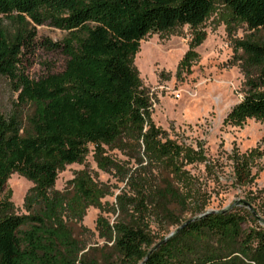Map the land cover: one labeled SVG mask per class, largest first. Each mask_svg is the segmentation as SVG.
<instances>
[{"label":"trees","instance_id":"1","mask_svg":"<svg viewBox=\"0 0 264 264\" xmlns=\"http://www.w3.org/2000/svg\"><path fill=\"white\" fill-rule=\"evenodd\" d=\"M220 2L230 20L250 29L264 28V0ZM214 4L215 0H0V76L16 92L11 108L0 111V264H264V217L259 209L249 200L223 210H203L193 177L181 166L183 160L190 163L204 155L155 125L150 91L133 64L146 35L187 25L193 37L177 70L188 68L205 36L198 27ZM46 21L65 31L52 45L61 48L66 59L62 70L32 79L20 70L22 48L31 44L34 26ZM240 45L260 63L261 46ZM246 86L223 123L241 126L247 118L264 119V69ZM89 145L99 169L116 170L136 185V195L120 204L122 218L111 225L97 219L103 247L109 250L104 262L83 252L68 222H80L89 206L101 208L106 187L80 169L63 189L55 188L58 172L66 164L82 163ZM106 148L119 150L142 172L135 177L130 168L106 155ZM260 154L257 148L232 151L236 183L253 177ZM156 164L165 175L146 171ZM12 173L32 183L23 199L25 213L15 212L10 193L1 195ZM190 202L196 210L182 222L174 208L184 211ZM149 206L159 219L177 225L171 235L154 239L142 220Z\"/></svg>","mask_w":264,"mask_h":264},{"label":"rangeland","instance_id":"2","mask_svg":"<svg viewBox=\"0 0 264 264\" xmlns=\"http://www.w3.org/2000/svg\"><path fill=\"white\" fill-rule=\"evenodd\" d=\"M3 23L10 26L7 19H3ZM34 27V38L31 44L23 46L20 64V70L32 79L62 70L66 59L61 48L52 45L61 41L65 31L47 21ZM198 30L205 33L204 40L195 48L198 57L186 69L177 70V66L193 37V30L187 25L150 33L139 41L133 64L150 91L151 118L169 138L204 155V159L190 163L183 160L181 166L193 177L203 210H223L252 200V205L259 209L258 214L264 217V119L247 118L241 126L223 123L232 106L244 96L246 81L256 79L264 69V28L250 29L238 20H230L229 10L220 0H215L212 11ZM241 42H254L262 47L260 63H254L242 50ZM176 92L178 97L174 96ZM15 98L13 85L0 76V111L10 109ZM253 148L261 153L252 168L253 177L238 184L234 180L230 155L234 149L243 153ZM105 154L119 161L124 169L130 168L129 172L135 177L142 172L119 150L106 148ZM151 166L146 171L150 169L160 177L166 174L160 165ZM80 169L87 170L98 184L106 187L107 193L101 199V208L89 206L80 222H68V225L74 237L84 245L83 252L104 262L109 250L103 247L105 241L99 236L97 219L102 217L111 225L122 218L120 204L136 195V185L133 178L123 177L116 170L99 169L93 157V146L89 145L82 163L66 164L58 172L55 188L63 189L67 180ZM31 186L29 180L12 173L1 195L10 193L15 212L25 213L23 199ZM130 207L129 211L134 213ZM148 209L142 220L156 241L176 229L177 225H172L169 219H159L151 206ZM174 209L182 222L196 210L192 202L184 211L176 206ZM259 224L263 225L260 221Z\"/></svg>","mask_w":264,"mask_h":264},{"label":"built area","instance_id":"3","mask_svg":"<svg viewBox=\"0 0 264 264\" xmlns=\"http://www.w3.org/2000/svg\"><path fill=\"white\" fill-rule=\"evenodd\" d=\"M174 96H175V97H178V96H179L178 92H176V93L174 94Z\"/></svg>","mask_w":264,"mask_h":264},{"label":"water","instance_id":"4","mask_svg":"<svg viewBox=\"0 0 264 264\" xmlns=\"http://www.w3.org/2000/svg\"><path fill=\"white\" fill-rule=\"evenodd\" d=\"M211 211V210H210ZM172 233H170V235H171Z\"/></svg>","mask_w":264,"mask_h":264}]
</instances>
